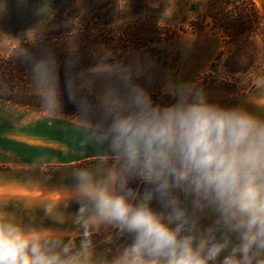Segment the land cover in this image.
Segmentation results:
<instances>
[{
	"label": "clouds",
	"instance_id": "1",
	"mask_svg": "<svg viewBox=\"0 0 264 264\" xmlns=\"http://www.w3.org/2000/svg\"><path fill=\"white\" fill-rule=\"evenodd\" d=\"M134 113L115 119L113 147L127 167L161 194L175 185L213 196L239 218L240 244L222 264H252L253 246L264 248V121L209 103L197 94L161 107L141 95ZM101 219L135 234L116 264H214L229 242L211 235L198 242L181 224L166 223L146 204L123 195L94 193ZM151 199V194L146 196ZM183 212H175L180 221ZM0 264H62L41 249L35 233L0 219Z\"/></svg>",
	"mask_w": 264,
	"mask_h": 264
},
{
	"label": "rangeland",
	"instance_id": "2",
	"mask_svg": "<svg viewBox=\"0 0 264 264\" xmlns=\"http://www.w3.org/2000/svg\"><path fill=\"white\" fill-rule=\"evenodd\" d=\"M208 1L0 0V53L64 26L121 35L127 43L123 57L91 67L79 77L104 109L118 112L116 119L136 112L141 95L164 107L197 94L213 99L245 92L264 80L262 28L227 43L224 33L213 27L214 18L205 16ZM256 2L264 18V0ZM24 115L28 120L37 117L0 102V134ZM127 170L121 164L117 187L119 195L131 200L135 195L130 187L138 189L144 183H135V178H142L128 176ZM99 238L78 239L61 262L68 264L70 256Z\"/></svg>",
	"mask_w": 264,
	"mask_h": 264
},
{
	"label": "crops",
	"instance_id": "3",
	"mask_svg": "<svg viewBox=\"0 0 264 264\" xmlns=\"http://www.w3.org/2000/svg\"><path fill=\"white\" fill-rule=\"evenodd\" d=\"M206 100L264 121V80L245 92ZM13 107L37 117L28 120L24 115L10 121L6 126L13 128L0 134V219L35 233L41 249L60 259L74 238L98 234L100 238L70 256L68 264H116L135 234L101 219L94 198L99 190L117 195L116 166L98 161L123 157L113 147V130ZM181 187L183 234L198 242L211 230L216 242L227 240L228 248L214 262L222 264L241 242L242 229L235 227L239 218H233V210L213 196ZM140 204L170 226L179 224L174 219L179 210L176 198H139L133 205ZM250 256L264 257V248L253 246Z\"/></svg>",
	"mask_w": 264,
	"mask_h": 264
},
{
	"label": "trees",
	"instance_id": "4",
	"mask_svg": "<svg viewBox=\"0 0 264 264\" xmlns=\"http://www.w3.org/2000/svg\"><path fill=\"white\" fill-rule=\"evenodd\" d=\"M205 16L214 18L213 27L224 33L227 43L259 27L263 29L264 24L256 0H209ZM255 22L258 26L256 28ZM262 29L259 30L264 34ZM126 49V40L121 35L103 36L89 27L77 28L74 25L26 39L11 51L0 53V102L113 130L112 125L118 112L104 109L79 77L91 67L122 58ZM98 161L114 163L118 184L121 164L126 165L124 158ZM127 169L128 176L138 175L128 167ZM134 180L135 183L143 182L144 185L138 189L130 187V193L135 195L128 200L131 204L151 194V197L156 198H176L179 202L178 211L182 212V187L173 185L168 193L161 194L143 179ZM172 188H175V193L171 192ZM181 221L182 219L179 224ZM90 235L94 238L99 236ZM88 237L89 235L74 238L68 252L72 251L78 239ZM91 244L93 243L89 242L83 248ZM254 259L259 263L253 261L252 264H264V257H253L252 260Z\"/></svg>",
	"mask_w": 264,
	"mask_h": 264
}]
</instances>
